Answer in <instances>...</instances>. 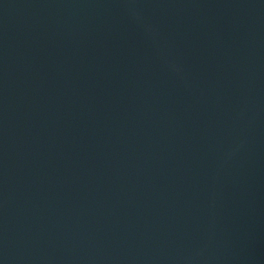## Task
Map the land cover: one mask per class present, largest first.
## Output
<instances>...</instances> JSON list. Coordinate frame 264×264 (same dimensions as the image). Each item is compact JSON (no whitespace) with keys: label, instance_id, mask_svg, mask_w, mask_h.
Here are the masks:
<instances>
[{"label":"water","instance_id":"water-1","mask_svg":"<svg viewBox=\"0 0 264 264\" xmlns=\"http://www.w3.org/2000/svg\"><path fill=\"white\" fill-rule=\"evenodd\" d=\"M0 264H264V0H0Z\"/></svg>","mask_w":264,"mask_h":264}]
</instances>
